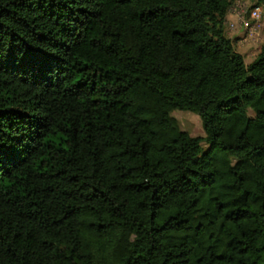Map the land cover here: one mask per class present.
<instances>
[{
    "label": "trees",
    "instance_id": "trees-1",
    "mask_svg": "<svg viewBox=\"0 0 264 264\" xmlns=\"http://www.w3.org/2000/svg\"><path fill=\"white\" fill-rule=\"evenodd\" d=\"M235 1L0 0V264H264V45L246 66L223 36Z\"/></svg>",
    "mask_w": 264,
    "mask_h": 264
},
{
    "label": "rangeland",
    "instance_id": "rangeland-1",
    "mask_svg": "<svg viewBox=\"0 0 264 264\" xmlns=\"http://www.w3.org/2000/svg\"><path fill=\"white\" fill-rule=\"evenodd\" d=\"M253 5L254 1L252 0H236L224 16L222 25L223 36L231 41L234 51L243 57L246 66L254 61L264 45L263 16L260 20V28L254 31L250 32L243 25L244 22L253 23L247 13L253 9L251 8ZM172 116L182 131L189 133L193 137H206L198 115L190 112L174 111ZM203 147H206L205 143H203Z\"/></svg>",
    "mask_w": 264,
    "mask_h": 264
},
{
    "label": "built area",
    "instance_id": "built-area-1",
    "mask_svg": "<svg viewBox=\"0 0 264 264\" xmlns=\"http://www.w3.org/2000/svg\"><path fill=\"white\" fill-rule=\"evenodd\" d=\"M248 17L250 20H252V24H248L247 22H244V26L247 30L254 31L258 28H260V20L262 19V16L264 17V12L261 7H255L252 10H249Z\"/></svg>",
    "mask_w": 264,
    "mask_h": 264
}]
</instances>
